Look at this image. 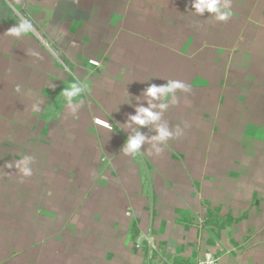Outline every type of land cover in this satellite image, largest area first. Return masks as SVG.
Returning a JSON list of instances; mask_svg holds the SVG:
<instances>
[{
	"label": "crops",
	"instance_id": "obj_1",
	"mask_svg": "<svg viewBox=\"0 0 264 264\" xmlns=\"http://www.w3.org/2000/svg\"><path fill=\"white\" fill-rule=\"evenodd\" d=\"M192 3L0 0V264H264V0Z\"/></svg>",
	"mask_w": 264,
	"mask_h": 264
},
{
	"label": "clouds",
	"instance_id": "obj_2",
	"mask_svg": "<svg viewBox=\"0 0 264 264\" xmlns=\"http://www.w3.org/2000/svg\"><path fill=\"white\" fill-rule=\"evenodd\" d=\"M192 8L195 9V12L198 14H202L205 9L209 12L215 13H222L221 15L217 16L216 19L220 21H226L232 13L227 9V6L220 7V0H193ZM9 34L19 37L22 34H31L33 32V24L30 19H21L20 22L11 27L8 30ZM86 82L82 83L80 81H73L69 84L68 87L64 88L62 91V95L65 99V103L68 105L69 108L73 112L76 111V107L73 105H79L83 102L82 94L88 92V87ZM185 85L180 82L169 81L166 86H156L151 85L147 88V91L144 93L148 97L155 98L157 94H163L164 99H167L169 95L173 93V90L176 89H183ZM75 102V103H74ZM161 107H166V105L162 104ZM141 114L144 118H141ZM159 116L154 114L153 112L149 111L147 108L139 107L137 108V114L132 115L129 117L130 123H126L128 127H131V124L134 123L136 125L144 126L149 121H157ZM97 123H104L102 121H97ZM105 126H108L105 124ZM157 132L159 133L158 136L153 137V139L163 140L166 137L171 136V133L164 127H158ZM145 140V136L142 135L139 131L136 132L135 136H130L127 138L123 151L125 154H138L140 150V146L142 142ZM159 151V150H158ZM26 159V158H25ZM22 162V161H21ZM20 166L19 164L17 165ZM24 175H30L31 170L27 167H21L20 169Z\"/></svg>",
	"mask_w": 264,
	"mask_h": 264
},
{
	"label": "built area",
	"instance_id": "obj_3",
	"mask_svg": "<svg viewBox=\"0 0 264 264\" xmlns=\"http://www.w3.org/2000/svg\"><path fill=\"white\" fill-rule=\"evenodd\" d=\"M92 63L96 64V62L92 61ZM177 264V263H170ZM190 264H219V258L216 256L208 255L204 258L198 259Z\"/></svg>",
	"mask_w": 264,
	"mask_h": 264
}]
</instances>
